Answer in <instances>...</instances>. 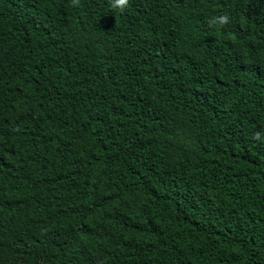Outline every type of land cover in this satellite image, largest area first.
Instances as JSON below:
<instances>
[{"label":"trees","instance_id":"16d2710c","mask_svg":"<svg viewBox=\"0 0 264 264\" xmlns=\"http://www.w3.org/2000/svg\"><path fill=\"white\" fill-rule=\"evenodd\" d=\"M0 264H264V0H0Z\"/></svg>","mask_w":264,"mask_h":264},{"label":"clouds","instance_id":"9594fccd","mask_svg":"<svg viewBox=\"0 0 264 264\" xmlns=\"http://www.w3.org/2000/svg\"><path fill=\"white\" fill-rule=\"evenodd\" d=\"M79 0H73V4H78ZM111 8L119 9L121 13L125 11V9L129 6V0H110ZM228 22V16L223 15L219 17H215L209 21L210 24H220L224 25ZM255 138L257 140L261 139V134L259 132L256 133Z\"/></svg>","mask_w":264,"mask_h":264}]
</instances>
